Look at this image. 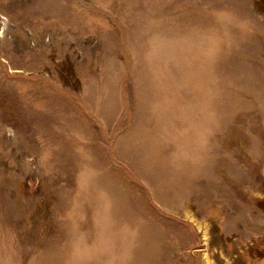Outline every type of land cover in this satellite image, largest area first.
I'll list each match as a JSON object with an SVG mask.
<instances>
[{
    "label": "rangeland",
    "instance_id": "obj_1",
    "mask_svg": "<svg viewBox=\"0 0 264 264\" xmlns=\"http://www.w3.org/2000/svg\"><path fill=\"white\" fill-rule=\"evenodd\" d=\"M0 264H264V0H0Z\"/></svg>",
    "mask_w": 264,
    "mask_h": 264
}]
</instances>
